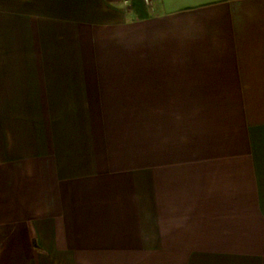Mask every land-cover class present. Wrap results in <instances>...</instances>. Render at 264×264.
<instances>
[{
  "label": "crops",
  "instance_id": "0c3cea01",
  "mask_svg": "<svg viewBox=\"0 0 264 264\" xmlns=\"http://www.w3.org/2000/svg\"><path fill=\"white\" fill-rule=\"evenodd\" d=\"M0 264H264V0H0Z\"/></svg>",
  "mask_w": 264,
  "mask_h": 264
}]
</instances>
